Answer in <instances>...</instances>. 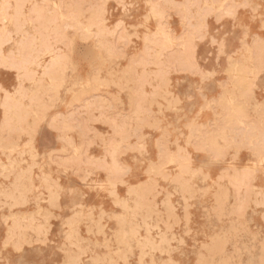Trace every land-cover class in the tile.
Wrapping results in <instances>:
<instances>
[{
	"label": "rangeland",
	"instance_id": "obj_1",
	"mask_svg": "<svg viewBox=\"0 0 264 264\" xmlns=\"http://www.w3.org/2000/svg\"><path fill=\"white\" fill-rule=\"evenodd\" d=\"M0 264H264V0H0Z\"/></svg>",
	"mask_w": 264,
	"mask_h": 264
}]
</instances>
